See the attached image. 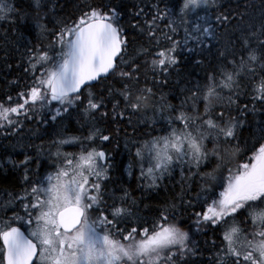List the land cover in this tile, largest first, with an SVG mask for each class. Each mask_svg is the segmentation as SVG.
<instances>
[{"label":"snow or ice","instance_id":"1","mask_svg":"<svg viewBox=\"0 0 264 264\" xmlns=\"http://www.w3.org/2000/svg\"><path fill=\"white\" fill-rule=\"evenodd\" d=\"M159 2L132 14L138 19L129 26L146 36L147 46L130 53L124 13L112 0H85L75 19L53 15L51 28L43 21L55 13V0H33V24L51 39L25 48L29 82L17 97L0 102V132L15 133L36 116L41 123L63 121L78 105L90 127L86 136L53 140L48 149L53 170L35 181L27 174L32 157L20 162L28 186L15 197L9 193L3 207L14 208L15 200L23 215L13 211L0 222V264H189L197 256L175 203L157 208L159 215L148 219L139 215L126 189L117 196L108 187L112 157L92 145L110 142L112 136L95 126L97 117L129 125L134 118L152 124L156 117L163 120L164 135L125 143L126 149L129 143L135 148L138 179L147 181L143 187L159 188L179 169L178 199L195 207L185 192L198 178L199 191L192 198L202 208L194 213L196 231L221 230V245L211 241L218 248L212 264H264V120L257 122L258 135H241L249 114H264V25L239 38L246 55L235 48L219 50L221 62L205 83L187 89L177 106L149 85H167V79L157 77L178 70L180 52L210 51L217 27L227 25L231 13L211 11L222 7L221 0H163V8ZM29 15L0 0V20L16 23L11 17L17 16L23 22ZM181 31L182 39H175ZM97 85L102 88L94 92ZM242 94L249 96L251 108L238 104ZM65 145L79 151L64 152ZM35 147L38 154L44 151L43 145ZM5 163L16 166L9 159L0 167ZM205 167L211 171L202 172ZM128 168L131 176V163Z\"/></svg>","mask_w":264,"mask_h":264},{"label":"trees","instance_id":"2","mask_svg":"<svg viewBox=\"0 0 264 264\" xmlns=\"http://www.w3.org/2000/svg\"><path fill=\"white\" fill-rule=\"evenodd\" d=\"M84 2L85 0H55V13H50L49 18L43 22L51 28L53 26L51 23L53 15L59 19H75ZM101 2L102 0H87V3L90 4ZM112 2L114 6L119 5L118 10L124 13L121 23L125 26L130 39L129 52L134 53L142 44L147 46L146 36L129 25L135 23L138 19L132 15L138 10V7L150 11V6L157 3L158 0H112ZM11 3L14 4L19 12H27L31 13V15L26 17L23 22L17 16L11 17V19L17 21L16 23L0 20V102H4L9 95L14 98L17 97L18 92L23 90L27 84V80H29V77L24 72V68L27 67L26 58L23 55L25 48L28 46L34 47L37 42H39L38 44L47 43L51 39V37L47 39L42 37L33 24L35 18L32 7L33 0H11ZM221 3V8L211 11L231 13L230 22L227 25L217 27V41L214 42V47L210 51L204 52L199 50L192 53L180 52L179 57L181 62L178 65V70H172L167 77H157V79H167V85L162 88L149 85L154 88V91L158 95L162 94L166 96L167 101L173 105L178 106L180 100L189 94L186 91L187 89L193 88L196 83L203 84L206 82V77L210 70L221 62L218 55L219 50H223L225 47L235 48L241 55H246L241 48L239 38L250 32L257 31L261 25H264V0H221ZM159 6L161 8L165 6L163 0H160ZM200 14L204 15L203 12ZM161 27H163V23H161ZM182 37L183 32L181 31L174 38L181 40ZM5 54H7L6 60ZM142 59H149V57ZM198 60L203 61V63L198 64ZM8 65H11V67H8ZM100 88H102V85H97L93 88V91L98 92ZM238 104L241 107L244 104H248L249 108L252 106L249 96L243 94L238 100ZM235 108L236 106L234 105L231 115H238ZM259 108L260 105L257 104V109ZM82 109L83 105H78L76 109H70L71 115L65 114L63 121H61L60 117L55 122L49 119L47 123L43 124L35 122V117L31 121L29 120V125L23 128L25 130V132H22L23 137L17 138V140H15L16 138L8 140L9 142H5L7 140L1 141V143L5 142V144H0V162H3L5 156H10V154L12 158L20 162L22 158L18 159L17 156L20 157L22 153H12V147L19 145L27 150L31 145L33 149L31 148L29 157H32V160L27 165L28 170L33 169L36 171L35 168L41 165L52 169L50 165L53 163V160L42 155L40 156L35 146L43 145L46 151V147H50L49 143L63 138L68 133L72 136H86L90 125L83 117ZM152 115L151 112L148 113V116ZM156 120L157 122L152 124L147 119L134 118L133 124L129 125L127 121H120L114 124L111 121H104L97 117L95 126L100 128L104 134L112 136L110 142L103 143L104 149L112 157L111 162L113 164L110 172L112 179L108 182V187L114 189L117 196L123 195L122 190L126 189L136 199L138 204V209L136 210L139 215L148 219L159 215L157 208L169 203H175L177 205L178 218L181 220V226L186 231H189L192 241L195 242V246L199 250L196 257L190 258L189 264H212L210 258L218 248L211 241H215L216 245H221V230L218 228L202 227L201 231H196L194 213L202 211V208L199 202L192 198L199 191V179L193 178L191 191L185 192V199L192 200V203L196 206L188 207L187 205H183L178 199L182 183L179 169H176L171 177H166L161 182L159 188H144V180L138 179L139 171L134 155L135 148L131 143H129L127 149L125 148L127 141H142L150 139L151 136L164 135L166 123L159 117H156ZM261 120H264V114H257L255 116L249 114L241 133L242 138L247 139L250 135H258L257 122ZM61 124L63 125L62 128H60ZM33 126H36V128ZM38 132L43 133L39 140L35 142L32 140L31 142L30 138L34 139V136ZM46 139L48 140L46 141ZM41 157L42 159H40ZM130 163L132 164L131 176L128 174V165ZM201 171L209 172L211 168L205 167ZM24 173L25 169L23 166L16 168L11 164L5 163L3 167H0V193L2 194L7 191L17 193L24 186ZM214 190L218 191V189ZM14 211L16 212L17 210ZM128 226L134 225L129 224Z\"/></svg>","mask_w":264,"mask_h":264},{"label":"rangeland","instance_id":"3","mask_svg":"<svg viewBox=\"0 0 264 264\" xmlns=\"http://www.w3.org/2000/svg\"><path fill=\"white\" fill-rule=\"evenodd\" d=\"M10 2H11V0H10ZM6 21V20H5ZM38 43L39 42H37L36 43V45H38ZM35 45V46H36ZM57 118H59V117H57ZM33 119V118H32ZM31 119V120H32ZM30 120V121H31ZM58 120V119H57ZM56 120V121H57ZM35 122H41V117H39L38 118V116H36L35 117V120H34ZM55 122V121H54ZM29 120L28 121H25L24 122V125H23V128H26L28 125H29ZM37 123V124H38ZM43 124V123H42ZM35 125V124H34ZM33 127H35L36 128V126H33ZM63 127V125L61 124V126H60V128H62ZM22 128V129H23ZM23 131H25L24 129H23ZM4 132H11V130L10 129H5L4 130ZM20 132H22V131H16L15 133H12V134H9V135H5L3 132H0V144H5V142H9L8 140H12V139H14V138H16L15 140H17V138H20V137H23V134H21ZM43 133H40V132H38L35 136H34V139H31L30 137V140H31V142H32V140H33V142H35V141H38L39 140V138H40V136L42 135ZM68 136H72L71 134H66L65 136H63V138H65V137H68ZM5 140H7V141H5ZM48 139H46V141H47ZM1 141H5V142H3V143H1ZM49 142V141H48ZM49 145H51V143H49ZM93 147H97V148H101V149H103V147H102V145H101V142H99L98 140L96 141V143L95 144H93L92 145ZM29 148H32L33 149V146H31L30 145V147ZM48 149H49V146H48V148L46 147V151L44 150L42 153H39V155L41 156H44V157H48V158H51V156H50V154H49V151H48ZM28 151V148H27V150L26 149H24L22 146H19V145H17V146H13L12 147V153H15V154H18V152H21V153H26ZM34 151V150H33ZM52 151H55V149L53 148L52 149ZM62 151H64V152H68V153H77L78 151H79V147L78 146H76V145H65L63 148H62ZM17 158H18V156H17ZM11 160V161H13L14 162V164L16 165V166H14V167H16V168H18V166H20V162L18 161V160H16L15 158H12V156H11V154H10V156L9 155H6L5 156V159H4V161H7V160ZM19 159V158H18ZM40 159H42V157L40 158ZM52 159V158H51ZM12 166H13V164H11ZM30 170H32V169H30ZM24 175H25V173H24ZM23 181H24V179H23ZM145 182V184L147 183V181H144ZM24 186L21 188V189H19V191L17 192V193H10V191H7V192H4V193H0L1 195H0V222H2V221H4V220H7L9 217H11L12 215H13V211L14 210H17L16 212L18 213V214H20V215H23V212L21 211V209H20V205H19V203L17 202V201H15V200H13L12 201V203L15 205V207L14 208H12V207H9V208H7V209H5L4 207H3V203L4 202H7L9 199H10V196H9V193L10 194H12V197H15L16 195H18V194H22V192H23V189L25 188V187H27L28 185L25 183V181H24Z\"/></svg>","mask_w":264,"mask_h":264},{"label":"flooded vegetation","instance_id":"4","mask_svg":"<svg viewBox=\"0 0 264 264\" xmlns=\"http://www.w3.org/2000/svg\"><path fill=\"white\" fill-rule=\"evenodd\" d=\"M19 131H20V130H19ZM22 132H25V131L22 130ZM22 132H20V133L23 134ZM30 151H31V148H30V149L28 148V151H27L26 153L23 152V153L20 155V157H18V158H22L21 161H23V160L25 159V156H29V155H30ZM21 161H20V162H21ZM46 168H48V167H46L45 165H41V166L35 168V169H36V174L34 173V170H33V169L30 170V171H28L27 174H28V176L30 177L31 181H35V180L37 179V177H39V176H43L42 174L45 173ZM52 170H53V169H51V171H52Z\"/></svg>","mask_w":264,"mask_h":264}]
</instances>
